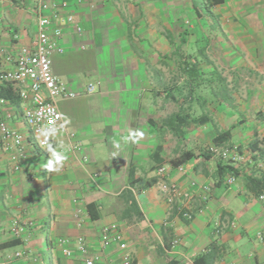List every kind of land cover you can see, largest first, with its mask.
Masks as SVG:
<instances>
[{
	"label": "crops",
	"instance_id": "1",
	"mask_svg": "<svg viewBox=\"0 0 264 264\" xmlns=\"http://www.w3.org/2000/svg\"><path fill=\"white\" fill-rule=\"evenodd\" d=\"M45 1L67 4L58 9L60 18L72 15L83 29L78 36L60 21L58 43L64 50L51 55L53 74L77 96L55 102L63 129L42 136L47 145L40 149L24 125L15 87L0 84V97L13 114L8 125L24 138L19 171L0 141V244L18 242L0 249V262L83 264L75 251V239L82 236L87 256L97 264H122L117 246L101 249L98 242L103 226L117 224L131 264H194L209 252L210 264H264V201L248 192L241 178L226 186V175H216L221 161L199 155L218 134L229 132L228 144L239 146L244 156L235 167L249 174L257 155L264 170V0H223L209 7L211 16H199L193 0ZM35 2L0 4V44L6 52L32 46ZM10 67L0 54V71ZM89 84L95 89L87 94ZM220 88L226 89V100L214 97ZM187 93L192 95L185 98ZM184 108L191 110L189 125L183 128L177 118L168 122ZM202 115L200 124L193 121ZM70 132L80 144L77 150H68ZM184 150L197 157L183 164L185 174L172 171L168 179L182 190H190L192 181L211 188L204 212L189 221L169 209L152 183L157 166ZM55 153L66 159L49 170ZM129 189L140 217L134 212L126 217L122 192ZM88 204L95 205L97 219H90ZM198 205L194 200L193 210ZM76 207L87 215L81 228L73 217ZM15 216L33 222L27 240L8 234ZM226 219L236 228L216 235L213 223ZM60 238L71 242L72 257L63 255ZM17 250L25 256L9 259Z\"/></svg>",
	"mask_w": 264,
	"mask_h": 264
},
{
	"label": "built area",
	"instance_id": "2",
	"mask_svg": "<svg viewBox=\"0 0 264 264\" xmlns=\"http://www.w3.org/2000/svg\"><path fill=\"white\" fill-rule=\"evenodd\" d=\"M3 0H0V4ZM34 14L36 17V31L32 46L20 47L13 55L6 52L5 48L0 44V54L4 56L6 62L11 67L0 71V84H9L15 87L17 98L24 104L21 117L28 133L35 138V145L42 149L47 145V140L42 137L44 135H54L61 132L62 117L55 102L57 100L74 99L77 94L69 89V87L60 81L52 72L51 55L53 53H62L63 48L59 45V39L62 36V30L59 25L60 21L73 26L75 33L80 36L83 29L72 15L60 18L58 9H65L67 4H54L45 0H35ZM1 22V19H0ZM15 40L18 35L13 36ZM83 48V47H82ZM94 84L86 87V93L94 92ZM7 99L0 97V141L5 150L10 152L11 166L14 171H19L18 158H23V136L8 125L13 114L6 107ZM74 133H67V139H70L68 150H77L80 147L78 142L72 141ZM208 152L212 157L237 165L244 160V156L240 154L236 147L218 148L210 146ZM172 171L178 174H185L184 165L172 167L170 164H161L157 166L154 174V188L162 197L163 201L170 210L176 212L181 219L189 221L195 214L201 215L207 205L210 186L207 183L198 184L190 182V190L180 189L175 182L169 180ZM236 178L226 175L223 183L226 186L235 184ZM198 200L199 205L193 210V201ZM258 200L264 201V196L258 197ZM74 206L79 205V199L72 200ZM74 221L77 228L84 225L87 217L85 210L76 207ZM33 227V222L15 216L8 225V234L13 239L27 240L29 231ZM235 221L226 219V222L215 221L213 229L217 234L223 233L226 229H235ZM99 247L107 249L114 245L122 252V264H131L130 255L127 252V244L122 229L117 224L103 226L99 232ZM58 245L62 248V253L66 257H72L74 251L69 247L71 243L66 238H60ZM177 240L172 241V245H176ZM75 251L78 256L84 258L83 264H97L96 260L87 256V243L82 236L75 239ZM25 256L23 251H15L9 259H21ZM6 264V262H0Z\"/></svg>",
	"mask_w": 264,
	"mask_h": 264
},
{
	"label": "trees",
	"instance_id": "3",
	"mask_svg": "<svg viewBox=\"0 0 264 264\" xmlns=\"http://www.w3.org/2000/svg\"><path fill=\"white\" fill-rule=\"evenodd\" d=\"M222 1L223 0H193V8L196 10L197 9L199 10L200 15H199V12H196L197 15H199V16H201V13H203L204 15L211 16L210 12H209V7L219 5L222 3ZM185 33L187 34L186 30H184V34ZM185 72H187V78H186L187 81L192 79L193 76H192V74H190L191 71H190V68L188 67V64H187V67H185V69H184V73ZM191 95H192L191 93H187L185 95V98H189ZM227 95H228V93L226 92V89L221 90V88H220L219 91L215 93L214 97L215 98L216 97H219V98L225 97L223 99L226 100ZM227 102H228V100H227ZM230 104H231V102H230ZM190 111L191 110L189 108L181 109V115L176 114V115L172 116L171 120H168V122L173 121L174 119L177 118L181 122H183V128H185L186 125H189V124H186L187 118H191V116H192ZM192 119H193V121H196L197 123L200 124L202 122L201 120L206 119V117L204 115H202V116H199L196 118L193 117ZM229 135H230L229 132H224V133L218 134L213 139L212 142L214 145H212V146H216L218 148L236 147V150L240 154L243 155V152L239 146L228 144ZM249 146L250 147H248V148H251L250 149L251 152L255 151V149H254L256 146L255 142L250 143ZM199 155L202 156L204 159H207L211 156V154L208 152V149H206V152H201ZM193 157H197V155L191 151L184 150L178 158L171 159L169 161V164L172 167L183 165L184 163H186L188 160H190ZM218 161L219 162L221 161L220 163H217L216 175L218 177L225 174V175L234 176L235 178H241L242 181L244 182V185L246 186L248 192H250L253 196H255V197H259L261 195L264 196V170L260 169V167L257 166L258 164L256 162L260 161V158L257 157V155H252V159H251L252 169L255 167V170H251V172L247 175L242 174V172L239 171L235 166L230 165L227 162H224V161L219 160V159H218ZM154 182H155V179H153L152 183H154ZM217 183H219V180L217 181ZM132 185H134V184H132ZM132 195L133 194L130 191V189L122 192V196L125 198V201L127 202V207L125 210L126 217L130 214V212H134L137 215V217H140L139 216L140 214L137 212L136 202H135ZM86 208H87L90 219L91 220L97 219V215H95V213H94L95 212V205L88 204L86 206ZM17 244H18L17 241H11V242H7V243H3V244H0V249L12 247V246H15ZM212 258H213V254H212V252H209L208 254H204L202 256H198L197 258H195L193 260V263L194 264H210L212 261Z\"/></svg>",
	"mask_w": 264,
	"mask_h": 264
},
{
	"label": "clouds",
	"instance_id": "4",
	"mask_svg": "<svg viewBox=\"0 0 264 264\" xmlns=\"http://www.w3.org/2000/svg\"><path fill=\"white\" fill-rule=\"evenodd\" d=\"M54 156H55V159L47 164V168H48L49 170H58V168H54V165H58V164H60L64 159H66L65 156H63V155H61V154H59V153H55Z\"/></svg>",
	"mask_w": 264,
	"mask_h": 264
},
{
	"label": "rangeland",
	"instance_id": "5",
	"mask_svg": "<svg viewBox=\"0 0 264 264\" xmlns=\"http://www.w3.org/2000/svg\"><path fill=\"white\" fill-rule=\"evenodd\" d=\"M217 98V97H216Z\"/></svg>",
	"mask_w": 264,
	"mask_h": 264
}]
</instances>
